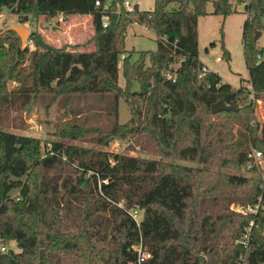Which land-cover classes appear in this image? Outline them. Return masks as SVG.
<instances>
[{
    "label": "trees",
    "instance_id": "trees-1",
    "mask_svg": "<svg viewBox=\"0 0 264 264\" xmlns=\"http://www.w3.org/2000/svg\"><path fill=\"white\" fill-rule=\"evenodd\" d=\"M125 1L0 0V16L5 9L64 20L90 15L94 32L71 50L32 32L30 51L16 32L0 31V236L19 248L3 254L0 264H140L137 245L152 254L144 264H242L245 249L238 240L251 219L256 225L247 263L264 264V210L253 216L231 209L233 203L254 204L260 195L264 202V184L222 170L246 165L251 143L264 151V128L251 97H264V48L254 40L264 29V0H213L212 14L225 19L237 13L234 2L245 4L243 46L252 90L202 72L198 28L211 0H154L152 11L132 14ZM172 4L176 8L169 10ZM103 14L110 18L106 28ZM136 23L155 33L157 49L133 62L125 40ZM121 56L125 87L119 85ZM224 56L231 59L227 50ZM8 81L20 84L17 93L7 92ZM60 94H113L116 118L123 98L132 117L123 124L117 119L110 134L139 135L159 158L62 141L42 156L38 138L6 129L33 99ZM218 101L235 109L213 113ZM82 131L62 136L78 139ZM88 135L105 144L101 129ZM134 210L142 211L139 220Z\"/></svg>",
    "mask_w": 264,
    "mask_h": 264
},
{
    "label": "rangeland",
    "instance_id": "rangeland-1",
    "mask_svg": "<svg viewBox=\"0 0 264 264\" xmlns=\"http://www.w3.org/2000/svg\"><path fill=\"white\" fill-rule=\"evenodd\" d=\"M126 1H129L133 6L139 5L141 12H150L154 9V0ZM234 6L237 9V13L225 19L212 14L214 10L213 0L208 3L207 11L209 15L199 20V59L211 72L218 74L223 83L231 85L234 89H239L247 87L249 82L243 46V30L248 16L245 13V4L234 2ZM174 8H176V5L172 4L169 10H173ZM86 25V22H79L77 19L69 18L68 20H64L60 16L54 18L47 16L35 17L33 14H16L8 9H5L0 16V31L2 35H5L7 30L12 27H24L29 29L31 33H39L50 45L61 48L68 46L70 50L75 46L85 43L93 36V32H91V30L93 31V27L90 30H86ZM258 32H260V35L256 41L257 48L262 49L264 48V29ZM125 44L126 55H130L132 51L135 52L132 56V61L135 62L138 60L140 53L156 51L157 36L150 28L136 23L128 29ZM27 45L30 51L35 50L32 42L28 41ZM3 47L7 48L8 42L4 43ZM226 50L231 55L230 60H227L224 56ZM217 58H221V62H218ZM9 61V57L6 56L2 60V66L5 67L6 64H9ZM177 66L174 65V67ZM122 68L123 57L121 56L119 85L125 87L126 81ZM20 87L18 82H7V92L10 94L17 93ZM134 90H139L138 83L134 84ZM252 101L255 107V116L263 129L264 97L252 99ZM113 106V94H60L55 99H52L51 95L40 96L36 100L33 99L22 112H15V124L6 129L38 138L42 146V156H46L49 150L52 149L53 142L62 141L79 147L95 148L128 156L149 159L159 158L157 154L144 148L141 140L140 142L138 141L139 135L126 133L124 135L112 136L110 134L117 119L120 124H123L127 123L132 117L131 109L123 98L119 100L118 118H116L113 112ZM74 125L75 127H73ZM77 128L83 130L82 136L78 137V139L62 136L64 130L70 132L76 131ZM94 128L101 129L105 144H97L93 138L89 137L88 134ZM251 148L257 147L251 143ZM165 161L176 162L175 159H165ZM178 162L189 166L200 165L188 160H180ZM222 170L231 174L259 179L264 184V157L261 159L259 166L251 169L246 164L241 168H225ZM18 193V191H15L13 195L17 199H19ZM241 208L243 207L240 204H231V209L236 212H243L244 209L242 210ZM132 213L138 220L142 217L141 210H134ZM0 244L6 246V253H9L10 250L19 251L17 243L14 240L3 241L0 236ZM208 252L210 253V248ZM2 256L3 253L0 254V259Z\"/></svg>",
    "mask_w": 264,
    "mask_h": 264
},
{
    "label": "built area",
    "instance_id": "built-area-1",
    "mask_svg": "<svg viewBox=\"0 0 264 264\" xmlns=\"http://www.w3.org/2000/svg\"><path fill=\"white\" fill-rule=\"evenodd\" d=\"M96 6L99 7L101 6L100 2H96ZM110 7V3H107L104 5V9L106 11V9H109ZM124 7L127 13L132 14L135 12V6H133L129 1H125L124 2ZM103 27L106 28L109 25V21L110 18L107 14H103ZM221 58H217L218 62H221ZM203 74H207L210 72L209 68L204 66L202 69ZM168 79L170 80H174L175 79V73L169 72L167 74ZM249 89L252 90V87L250 86ZM251 97L253 99H255V95L254 93L251 95ZM264 157L263 151L261 149H257V148H251L250 151L248 152V162H247V167L249 169L257 167L260 165V161L261 159ZM243 208H241L242 210L244 209L243 213L245 214H250L253 216L258 215L261 210H264V202H263V196L261 195L257 202H255L254 204H248L245 206H242ZM134 216V214H133ZM135 217V216H134ZM256 225V221L255 219H251L249 225L247 226L243 237L238 240L245 249L244 254H242L241 256V260H242V264H248L247 263V258L249 255V251H250V246H251V237H252V233H253V228ZM134 249L137 251L138 253V261L140 264H144L145 262H147L150 258H152V254L146 250L145 248L142 247V245H137L134 247ZM7 248L5 245L0 244V254H4L6 253Z\"/></svg>",
    "mask_w": 264,
    "mask_h": 264
},
{
    "label": "water",
    "instance_id": "water-1",
    "mask_svg": "<svg viewBox=\"0 0 264 264\" xmlns=\"http://www.w3.org/2000/svg\"><path fill=\"white\" fill-rule=\"evenodd\" d=\"M135 11L138 12L139 11V5H135ZM10 30L16 32L18 34V36L20 37L21 39V42H22V45L25 46L29 39H30V36H31V31L29 29H26L24 27H12L10 28ZM260 35V32H258L256 34V37H255V41L258 40V36ZM235 109V106L234 105H228V104H225L224 102L222 101H218V102H215L212 104V112L213 113H218V112H221V111H224V110H234Z\"/></svg>",
    "mask_w": 264,
    "mask_h": 264
},
{
    "label": "crops",
    "instance_id": "crops-1",
    "mask_svg": "<svg viewBox=\"0 0 264 264\" xmlns=\"http://www.w3.org/2000/svg\"><path fill=\"white\" fill-rule=\"evenodd\" d=\"M140 10V9H139ZM213 12V11H212ZM61 18H63V16H60ZM70 18L72 19H77V21H82V22H86V30H90L92 29L93 25H92V17L90 15L88 16H71ZM76 24V23H75ZM90 27V28H89ZM91 32H93L91 30ZM94 34V32H93ZM207 67V66H206ZM247 87H250V85H248Z\"/></svg>",
    "mask_w": 264,
    "mask_h": 264
}]
</instances>
